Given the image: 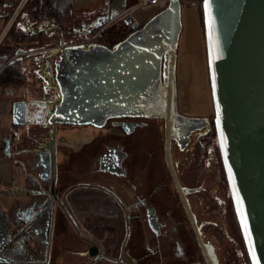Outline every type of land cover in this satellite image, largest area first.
<instances>
[{"label": "water", "instance_id": "obj_1", "mask_svg": "<svg viewBox=\"0 0 264 264\" xmlns=\"http://www.w3.org/2000/svg\"><path fill=\"white\" fill-rule=\"evenodd\" d=\"M185 2L202 5L217 145L247 257L250 264H264V0H169L165 9L142 23L126 18L133 33L112 48L73 37L95 33L116 17L114 13L90 29L72 32L70 39L61 27L52 25L61 34L56 45L47 51L31 47L17 53L28 57L58 53L54 60L57 98L45 123L53 128L51 138L44 139V132L37 131L42 144L37 158H31V152L22 149L18 131L14 156L26 182L42 186L44 170L50 176L55 168L57 126L101 127L119 117L163 120L166 161L198 246L206 264H220L215 248L203 241L187 191L171 162V139L187 135L202 123L179 113L177 63ZM21 22L36 32L33 25ZM9 59L0 63V73L13 62ZM32 105L17 97L13 103L16 125H32L28 121ZM26 211L20 219H10L0 210V264H35L41 256L39 235L45 225L49 228L54 211H35L33 205ZM96 252L90 249L91 255Z\"/></svg>", "mask_w": 264, "mask_h": 264}, {"label": "flooded vegetation", "instance_id": "obj_2", "mask_svg": "<svg viewBox=\"0 0 264 264\" xmlns=\"http://www.w3.org/2000/svg\"><path fill=\"white\" fill-rule=\"evenodd\" d=\"M102 33L94 42L112 48L114 45L101 40ZM93 34L75 36L85 39ZM57 58L58 53L36 54L27 58L31 59L28 66L21 67L19 83H25L27 90L20 96L33 102L32 114L28 117L32 125L20 126L17 131L24 141L22 149L31 152V158L36 156L42 144V139L35 133L41 131L44 139L51 138L53 128L45 127V123L52 113V102L57 98L54 65ZM180 100L179 113L202 123L189 130L187 135L180 133L171 139L172 167L187 191L186 197L203 241L215 248L220 264H230L228 249L238 247L241 255L246 249L217 145L214 112L209 116L194 114V110L183 106ZM210 102L213 107V101ZM55 150V168L51 175L44 170L43 185L32 184L34 210L54 211L49 228L45 225L39 235L42 255L39 259L43 260L42 263L49 258H57L66 250L86 260L87 264L98 261L156 264L165 260H169L168 264H206L166 161L163 120L119 117L109 119L101 127L60 125L55 129ZM85 163L99 164L117 173L118 181L111 186L113 191L96 183H87L81 167ZM70 211H121L128 229L132 225L141 229V224H144L151 232L140 236L138 247L133 240H119L115 231L116 241L111 243L94 233L110 227L81 225ZM141 211L144 212L143 217L139 213ZM161 228L164 240L160 242L155 229ZM59 231L66 238H74L79 243L78 250L68 244L53 252ZM91 248L97 249L95 255H91Z\"/></svg>", "mask_w": 264, "mask_h": 264}, {"label": "crops", "instance_id": "obj_3", "mask_svg": "<svg viewBox=\"0 0 264 264\" xmlns=\"http://www.w3.org/2000/svg\"><path fill=\"white\" fill-rule=\"evenodd\" d=\"M18 3L15 4L14 2ZM140 0H71V20L69 23H65L61 27L67 32V39L72 38V32L78 31L82 32L89 28L93 22L101 21L111 14L116 16L134 5H137ZM29 0H0V36L5 25L9 21H12L11 28H8V33L13 26L16 25L17 30L22 33V37L27 38V42L19 46L15 56H21L18 51L21 49L35 48L37 50L47 51L52 46L56 45L57 41L60 40L61 34L57 29L51 28L52 25H56L48 20L34 22L31 20L29 15L25 12V7ZM185 6H196V4L188 3ZM155 10V11H154ZM157 11V8H152L149 10L139 11L141 19H136L135 21L142 23L153 15ZM25 20L29 25L26 27L21 20ZM96 22V24H98ZM25 27V28H24ZM43 30V32H41ZM6 36L1 42L0 48L5 42ZM27 36V37H26ZM31 59L16 60L11 62V64L19 63L18 66H24ZM4 59H0V63H3ZM28 66V64H27ZM23 85V84H22ZM18 82L12 84H0V210L2 212L8 213L10 219L16 218L20 219L21 216L27 214V207L32 206L35 200L34 195H32L33 185L30 182H26L23 168L17 163L15 159V138L17 135V130L20 127L14 123V108L13 103L17 101V97L21 95L27 86H22ZM19 90V92H18ZM82 171L86 175L87 183H96L105 187L106 189L113 191L111 187L116 181H118L117 173L111 169L104 168L98 165L92 164H81ZM28 184V186L26 185ZM25 185L28 187L27 190L23 188ZM12 190L14 193H12ZM100 191V190H99ZM95 193V191H91ZM101 192V191H100ZM104 194L103 192H101ZM102 194H98L103 196ZM75 219L81 224L89 227L95 226H107L112 228L116 233L119 240H127L131 242L135 241L137 247L139 246V238L142 234L149 235L151 231L146 225L141 224V229L132 225L130 229L125 226V221L123 218V213L121 211H70ZM138 212V211H136ZM134 213V212H133ZM133 213H130L133 214ZM141 217L144 216V212H139ZM124 221V225H123ZM133 223V222H132ZM134 224V223H133ZM158 236V241L164 240L162 237L163 229H155ZM140 232V233H139ZM115 233V234H116ZM70 244L73 248L78 250L79 243L74 238H66V236L61 235L58 232L57 239H55V244L52 249L54 252L58 248H65ZM159 244V243H157ZM158 246V245H156ZM159 247V246H158ZM66 250L58 254L57 258H50L46 262L42 263L43 260H35V264H87L86 260L81 257L74 256ZM52 254V253H51ZM42 256V255H41ZM43 259V258H41ZM45 259V256H44ZM169 261V260H168ZM168 261H159L156 264H168ZM96 264H120V262L109 263L107 261H98Z\"/></svg>", "mask_w": 264, "mask_h": 264}, {"label": "rangeland", "instance_id": "obj_4", "mask_svg": "<svg viewBox=\"0 0 264 264\" xmlns=\"http://www.w3.org/2000/svg\"><path fill=\"white\" fill-rule=\"evenodd\" d=\"M135 18L137 20L141 19L140 14L136 13ZM182 21L183 31L179 43L177 63L179 98L182 100V103L181 100L180 103L183 106L190 108L191 111L194 110V114L209 116L214 111L210 102L212 98L210 94L205 37L201 25L198 7L184 6L182 9ZM120 23L121 22H114L110 24V26L105 28L104 32L108 28L119 25ZM103 27L104 26L101 28ZM101 28L96 30V32L98 33ZM93 37L90 36L86 37L85 39H77L76 37H73V39L78 42H89ZM98 40H100V38ZM27 58H29L28 55H13L10 57L9 61L21 59H24L25 61ZM248 263L250 264L249 259Z\"/></svg>", "mask_w": 264, "mask_h": 264}, {"label": "trees", "instance_id": "obj_5", "mask_svg": "<svg viewBox=\"0 0 264 264\" xmlns=\"http://www.w3.org/2000/svg\"><path fill=\"white\" fill-rule=\"evenodd\" d=\"M71 0H29L28 4L25 7V12L29 15L32 21H44L48 20L53 22L56 25L62 26L65 23H69L71 20ZM15 4L18 2L15 1ZM201 25L203 28V33L205 31L204 20H203V9L202 5L198 7ZM159 11V10H158ZM133 33V30L130 25H127L125 22H121L119 25H115L111 28H108L103 34L101 39L106 43H111L115 45ZM27 37V36H26ZM205 37V33H204ZM27 38L22 37V33L17 30L16 25L12 27L8 36L0 48V59L3 60L6 57L13 56L19 46L25 44ZM114 42V43H113ZM18 62L15 64H10L0 74V84H12L18 83L22 75V65L18 66ZM99 238L104 241H116L115 232L112 228H102L95 230L94 232ZM224 242V241H222ZM241 244L243 245L242 239H240ZM233 247V246H232ZM238 247H233L228 249L227 254L231 257L230 264H249L248 257L246 252H239Z\"/></svg>", "mask_w": 264, "mask_h": 264}, {"label": "built area", "instance_id": "obj_6", "mask_svg": "<svg viewBox=\"0 0 264 264\" xmlns=\"http://www.w3.org/2000/svg\"><path fill=\"white\" fill-rule=\"evenodd\" d=\"M169 3V0H140L139 3L137 5H134L128 9H125L124 11H122L121 13H119L113 20L109 21L103 28H101L98 33L95 32L92 35V40L90 41H94L97 36L102 33L105 28H107L108 26H110V24L114 23V22H124L126 18L128 17H133L137 12L139 11H144V10H149L152 8H157V10H162L165 9L167 7ZM188 3L185 2V5H187ZM192 4H198V3H192ZM12 21H9L8 24L5 25L4 29L1 32V36H0V45L2 40L4 39V37L6 36L7 32H8V28H11L12 26ZM12 193H14V191L12 190Z\"/></svg>", "mask_w": 264, "mask_h": 264}, {"label": "snow or ice", "instance_id": "obj_7", "mask_svg": "<svg viewBox=\"0 0 264 264\" xmlns=\"http://www.w3.org/2000/svg\"><path fill=\"white\" fill-rule=\"evenodd\" d=\"M243 225H244V228H245L246 233H247L248 225H247V220H246V219L243 220ZM249 238H250V237H249Z\"/></svg>", "mask_w": 264, "mask_h": 264}, {"label": "bare ground", "instance_id": "obj_8", "mask_svg": "<svg viewBox=\"0 0 264 264\" xmlns=\"http://www.w3.org/2000/svg\"><path fill=\"white\" fill-rule=\"evenodd\" d=\"M187 3H194V2H187Z\"/></svg>", "mask_w": 264, "mask_h": 264}]
</instances>
